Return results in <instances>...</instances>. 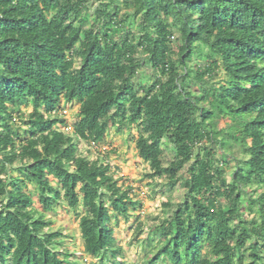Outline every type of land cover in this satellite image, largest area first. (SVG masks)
Here are the masks:
<instances>
[{
  "label": "trees",
  "instance_id": "trees-1",
  "mask_svg": "<svg viewBox=\"0 0 264 264\" xmlns=\"http://www.w3.org/2000/svg\"><path fill=\"white\" fill-rule=\"evenodd\" d=\"M111 128L137 129L148 180L185 189L144 264H264V0H0V264L80 263L44 212L60 203L86 256L124 264L115 226L141 203L79 148Z\"/></svg>",
  "mask_w": 264,
  "mask_h": 264
},
{
  "label": "rangeland",
  "instance_id": "rangeland-1",
  "mask_svg": "<svg viewBox=\"0 0 264 264\" xmlns=\"http://www.w3.org/2000/svg\"><path fill=\"white\" fill-rule=\"evenodd\" d=\"M93 7H97V2L93 3ZM151 74V70L147 68L141 72L144 79ZM223 79L224 72L221 70L217 82ZM22 112L30 114L33 112V107L24 106ZM79 112V104L68 103L63 100L59 106L58 114L65 120V124L61 125L60 128L69 134L73 133L79 119ZM18 125L25 128L21 122H18ZM220 125H223L222 122H220ZM137 137L138 131L136 128H125L121 132L111 128L102 143L90 145L81 142L79 146L80 151L84 154H87L88 151L90 159L101 157L109 162L119 184L126 187L131 186L134 190L135 199L141 203V208L131 213L132 217L129 221L120 220L118 225L115 226L118 244L124 249V256L121 258L124 264H144L146 254L141 242L148 236L150 228L156 226L160 219L166 215L167 211L164 204H167L170 199L173 204H177L183 200L185 195L182 182L172 191L168 187L162 186L165 184L164 181H157L153 184L151 180L145 177L149 174L150 168L140 158L136 147ZM218 158H220L219 153ZM166 159H172L170 152L166 154ZM29 190L33 191L34 188L29 186ZM260 191H264V189H260ZM34 206L42 210L37 196H34ZM44 212L47 219L54 221L53 228L63 230L64 234L68 236L65 250L71 254V260H78L79 264L97 263L95 259L86 256L84 253L79 217L75 211L71 210L66 203H60L54 211L46 210ZM79 212H82V207H80ZM139 222L144 224V231L136 236L137 231L135 232V230Z\"/></svg>",
  "mask_w": 264,
  "mask_h": 264
}]
</instances>
